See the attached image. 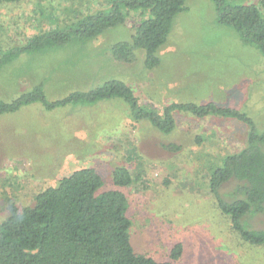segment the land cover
<instances>
[{
  "label": "rangeland",
  "instance_id": "obj_1",
  "mask_svg": "<svg viewBox=\"0 0 264 264\" xmlns=\"http://www.w3.org/2000/svg\"><path fill=\"white\" fill-rule=\"evenodd\" d=\"M105 2L0 4V53L54 26L65 14L102 8ZM137 18L131 14L125 24L94 40L72 41L3 64L0 99L10 100L39 81L47 99L55 100L118 78L133 87L140 104L157 111L171 102L213 101L244 111L264 131V53L218 22L212 0H187L152 69L144 67L141 50L132 62L116 61L109 53L113 42L130 38ZM128 109L112 98L50 109L35 102L0 114V222L8 203L28 205L37 192L82 167L94 168L103 188H113L112 171L123 164L134 178L123 190L137 252L167 260L178 242L183 252L174 264H247L254 257L264 262V249L241 252L239 237L208 189L210 166L245 145L247 124L177 112L175 131L163 134L148 122L132 121ZM171 143L179 148L168 149ZM233 186L225 184L222 192Z\"/></svg>",
  "mask_w": 264,
  "mask_h": 264
},
{
  "label": "trees",
  "instance_id": "obj_2",
  "mask_svg": "<svg viewBox=\"0 0 264 264\" xmlns=\"http://www.w3.org/2000/svg\"><path fill=\"white\" fill-rule=\"evenodd\" d=\"M20 1L23 0H0V4ZM212 1L219 23L232 27L244 43L254 44L264 53V0ZM186 2L106 0L102 8L65 14L54 26L2 51L0 67L20 55L61 47L72 41L94 40L125 24L127 17L134 13L138 18L130 38L113 42L109 53L116 61L132 62L141 50L144 67L152 69L160 62L158 50L167 41L174 16L184 9ZM112 98L128 105L127 114L132 121L148 122L163 134L175 131L177 112L198 118L218 116L245 122V145L224 156L219 164L210 166L208 189L216 207L239 237L240 251L264 249V131H258L244 111L213 101L171 102L157 111L140 104L138 94L126 81L109 78L86 90H72L55 100L47 99L43 81H39L10 100L0 99V114L35 102L50 109ZM167 148L179 147L171 143ZM111 178L114 187L104 189L102 176L92 167H82L63 176L55 186L37 192L28 205L8 203L6 216L0 222V264H174L182 255L181 243L171 246L167 260L162 261L135 250L131 242L128 198L123 190L134 178L123 164L113 169ZM229 182L234 183L232 191L223 193V186ZM249 261L247 264H264L255 257ZM240 264L245 263L240 260Z\"/></svg>",
  "mask_w": 264,
  "mask_h": 264
}]
</instances>
